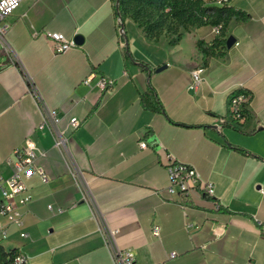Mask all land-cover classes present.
I'll return each mask as SVG.
<instances>
[{
    "label": "crops",
    "instance_id": "1",
    "mask_svg": "<svg viewBox=\"0 0 264 264\" xmlns=\"http://www.w3.org/2000/svg\"><path fill=\"white\" fill-rule=\"evenodd\" d=\"M227 5L247 17L229 21L226 35L235 41L221 56L204 58L196 41L210 44L208 25L181 30L170 43L148 38L130 18L120 35L114 0L21 1L0 44V175H10L6 160L31 135L46 151L36 163L49 181L26 180L32 199L17 205L20 228L0 214L6 249L26 264H113L103 241L110 228L137 264H264V0ZM44 29L81 44L53 54L45 37L33 35ZM125 39L153 69L165 115L142 107L147 74L124 56ZM200 64L204 80L193 87L190 71ZM102 77L113 81L105 91L96 86ZM241 87L251 99L240 118L229 100ZM35 92L57 119L40 133L33 132L44 114ZM71 116L81 123L57 147L55 130ZM142 139L157 147L140 148ZM166 153L194 166L214 195H169Z\"/></svg>",
    "mask_w": 264,
    "mask_h": 264
},
{
    "label": "built area",
    "instance_id": "2",
    "mask_svg": "<svg viewBox=\"0 0 264 264\" xmlns=\"http://www.w3.org/2000/svg\"><path fill=\"white\" fill-rule=\"evenodd\" d=\"M23 0H0V44H6V34L9 29V22L7 17L19 6ZM216 4L222 5L227 3L228 0H214ZM119 24V34L122 35L124 29L121 26L120 19H117ZM221 25L212 26V32L217 35L220 31ZM34 36L42 35L50 43V48L53 54L63 53L71 48L78 47L74 38H67L63 33L57 31H50L47 29L41 31H34ZM204 65L200 64L190 71L192 86L197 87L204 80ZM85 83L88 84L89 80L86 79ZM113 85V81L104 77L100 78L96 84L100 91H105ZM39 105L44 111L43 120L38 124L33 132L40 133L49 123L57 124L56 113L49 110L44 105L41 97L35 92ZM251 99V94L243 87L237 89L230 96V105L233 115L242 117L245 113V107ZM81 121L71 116L68 123L63 129L55 130V138L53 144L61 146L66 141V134L75 130ZM161 146V144H160ZM140 148L157 147L154 140L142 139L139 141ZM46 151L41 149L34 138L27 136L22 145L13 150L12 155L6 160L11 173L9 176L4 177L0 175V214L4 216L10 224L17 227L22 226L23 212L20 211L17 205L24 206L32 199V194L28 191L26 180L33 176H37L41 182L47 183L49 177L42 166L36 163L38 157L45 156ZM167 163L165 169L167 172V186L165 191L169 195L179 194L187 196L195 191L200 196L210 198L214 195L213 186L211 183L204 181L196 168L188 163L176 159L170 153H166ZM158 192H161L159 190ZM214 208L221 207L218 201H214ZM185 208V205H182ZM152 235L155 237L160 236V226L154 224L151 229ZM117 231L110 228L103 229V241L105 246L110 249L113 264H137L135 254L131 249L119 248L115 242V235ZM7 227L0 225V241L7 237ZM21 237L27 236L23 231L20 232ZM177 253L171 251L168 254L169 258H175ZM25 263V257L17 254L14 258V264ZM250 264V263H248Z\"/></svg>",
    "mask_w": 264,
    "mask_h": 264
},
{
    "label": "trees",
    "instance_id": "3",
    "mask_svg": "<svg viewBox=\"0 0 264 264\" xmlns=\"http://www.w3.org/2000/svg\"><path fill=\"white\" fill-rule=\"evenodd\" d=\"M131 7H134L136 10L132 11ZM149 11H156L160 15V18H163V21H168L171 25L167 27L166 30L168 32L166 34L162 33L163 27L158 21H153L151 18L141 19L140 16H146L147 13L149 14ZM114 12L115 16L120 19L121 25L126 18H130L137 23L148 38L157 40L164 35L170 37V43H173L180 37L181 30L187 31L189 27L221 25L219 33L215 35L210 44H206L200 39L196 41L197 49L204 58L221 56L223 50L226 48L228 38L226 27L229 21L232 18L241 20L247 17V13L244 11L235 9L233 6L227 5V3L218 5L214 0H114ZM124 56L146 71L147 92L140 95L142 107L165 115L163 105L151 83L153 69L147 63L133 57L129 51L126 39ZM225 143L228 148L250 154L245 149L231 145L227 141ZM17 254L16 249H6L0 242V264H14V258Z\"/></svg>",
    "mask_w": 264,
    "mask_h": 264
},
{
    "label": "rangeland",
    "instance_id": "4",
    "mask_svg": "<svg viewBox=\"0 0 264 264\" xmlns=\"http://www.w3.org/2000/svg\"><path fill=\"white\" fill-rule=\"evenodd\" d=\"M131 8H132V11H135V10H136L134 7H131ZM130 13H131V12H130ZM130 13H129V15H130ZM140 17H141V19H143V20H144V18H151L153 21H158V23L161 24V26L163 27V29H162V33H163V34H166V33L168 32V31L166 30L167 27H168V26H171V25L168 23V21H163V20H162L163 18H160V15L157 14L156 11H151V12L149 11V14L147 13L146 16L141 15ZM165 30H166V32H164ZM206 30H208V28H207Z\"/></svg>",
    "mask_w": 264,
    "mask_h": 264
},
{
    "label": "water",
    "instance_id": "5",
    "mask_svg": "<svg viewBox=\"0 0 264 264\" xmlns=\"http://www.w3.org/2000/svg\"><path fill=\"white\" fill-rule=\"evenodd\" d=\"M121 26H122V25H121ZM74 41H75L78 45L81 44V39H80L79 36H76V37L74 38ZM234 41H235V39H234L232 36H229V37L227 38V41H226V46H227V47H230V46L234 43ZM163 68H165V65H163L162 67H159L157 70H160V69H163Z\"/></svg>",
    "mask_w": 264,
    "mask_h": 264
}]
</instances>
